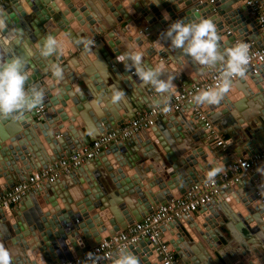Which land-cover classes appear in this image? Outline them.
<instances>
[{"label":"water","instance_id":"1","mask_svg":"<svg viewBox=\"0 0 264 264\" xmlns=\"http://www.w3.org/2000/svg\"><path fill=\"white\" fill-rule=\"evenodd\" d=\"M259 2L264 9V0ZM0 9L11 14L9 27L21 29L36 51L30 60L28 86L46 90L42 113H36V108L23 120H0V197L24 181L29 170L52 169L58 159L116 131L136 112L154 107L159 94L150 86L142 87L134 69L126 71L116 60L129 45L144 52L146 65L165 64L167 72L161 79L175 76L171 100L180 85L188 87L211 71L201 70L170 46L163 33L172 23L212 18L222 50L235 41L256 47L264 43V38L258 39L256 14L244 0H0ZM49 34L64 41L62 53L51 58L65 69L59 83L52 80L46 70L49 61L38 52L37 46ZM77 38L94 40L91 51L76 46ZM14 52L19 55L22 48L16 46ZM114 88L127 94L116 105L109 102ZM231 90L239 96L229 97ZM231 90L219 105L191 102L182 112L157 118L142 141L136 135L107 145L92 159V166L84 164L68 175V187L58 178L28 191L16 208L0 209V243L10 250L13 264H63L203 182L211 168L226 166L231 154L246 159L260 152L264 148V64L254 75L248 70L245 78H235ZM250 101L255 102L253 108L245 105ZM193 107L205 113L206 121L218 131L225 129L229 152L214 153L209 131L191 112ZM143 159L150 161L148 169L142 168ZM153 167L157 177L145 187L140 182L153 173H148ZM255 178L264 186V177L251 179ZM160 229L177 264H256L252 254L264 264V203L251 181L221 190L217 202ZM127 248L138 255L140 264H161V256L146 241Z\"/></svg>","mask_w":264,"mask_h":264},{"label":"clouds","instance_id":"2","mask_svg":"<svg viewBox=\"0 0 264 264\" xmlns=\"http://www.w3.org/2000/svg\"><path fill=\"white\" fill-rule=\"evenodd\" d=\"M10 23L11 14L0 9V120L20 121L24 119L26 113L43 104L46 90L38 85L28 86L30 60L36 55V51L25 39L24 32L16 27H9ZM163 37L170 41L173 49L181 50L182 58L190 57L201 70L211 69L220 72L214 87L201 90L192 96L191 100L196 105H219L233 88L234 78L242 79L246 76L250 62L249 45L240 42L222 50L221 36L216 23L210 17L191 22L177 20L163 33ZM73 43L76 46L82 45L85 51H91L94 40L77 38ZM16 46L22 48L19 55L14 52ZM37 47L39 56L49 61L46 70L51 73L52 80L57 83L63 81L65 69L51 58L62 53L64 41L49 34ZM116 60L124 65L126 71L134 69V74L142 87L150 86L159 94V99L154 103L156 108L164 113L171 111L170 98L176 89L173 83L175 76L168 75L167 79H161L167 72L164 63L156 67L146 65L144 52L136 50L131 45L123 54L118 55ZM77 91H80L78 87ZM126 95L123 90L114 88L109 102L113 105L119 104L125 101ZM224 171L223 165L211 168L207 172V181L214 183L215 177ZM257 172L264 175V168H257ZM85 258L93 264H98L102 259L92 252L87 253ZM108 259L111 260V264H140L139 257L126 246H121L119 251ZM0 264H13L12 254L3 243H0Z\"/></svg>","mask_w":264,"mask_h":264},{"label":"built area","instance_id":"3","mask_svg":"<svg viewBox=\"0 0 264 264\" xmlns=\"http://www.w3.org/2000/svg\"><path fill=\"white\" fill-rule=\"evenodd\" d=\"M244 1L255 12L258 30L264 35V9L262 4L259 0ZM238 43L240 41H235L234 46ZM247 44L249 45L250 54L248 70L254 75L259 71V67L264 64V43L261 47H256L251 42ZM219 76V70H211L196 83H191L186 88L181 87L178 94L170 100V112L164 113L155 106L141 112H136L131 120L124 122L116 131L100 135L87 146L55 161L52 169L38 170L30 173L24 181L16 183L12 189L0 197V209L16 205L28 191L38 188L43 183H52L58 178L70 174L73 170L96 157L100 150L107 145L126 140L140 130L152 128L156 119L160 116L178 112L181 109V105L192 102L191 98L193 95L201 90L214 87L217 84ZM191 112L204 121V126L209 131L208 136L212 139L211 144L227 153L225 141L217 136L218 132L216 128L206 121L205 113H200L196 107H193ZM36 113H42L41 106L37 107ZM229 157V163L225 166V171L215 177L214 183L205 179L201 183L192 185L184 194L170 199L164 205L155 206L151 214L145 216L140 221L126 226L124 230L115 233L113 236L101 239L84 253L73 257L63 264H93L92 261L85 258L89 252L102 258L98 262V264H102L109 261L108 257L114 256L121 246L128 247L139 241H146L154 247V251L161 256V264H175V253L163 241L164 238L161 237L160 228L179 218H185L196 213L200 207L218 199L221 190L248 179L259 164H264V148L246 159ZM263 189L264 186L261 180L255 178L254 191L261 203H264Z\"/></svg>","mask_w":264,"mask_h":264},{"label":"crops","instance_id":"4","mask_svg":"<svg viewBox=\"0 0 264 264\" xmlns=\"http://www.w3.org/2000/svg\"><path fill=\"white\" fill-rule=\"evenodd\" d=\"M110 17V16H109ZM94 26H95V24H94ZM259 31V30H258ZM260 32V31H259ZM262 38H264V35L261 33V34H259L258 35V39H262ZM257 41V40H256ZM263 43V42H262ZM77 69H75L74 67H72V71H73V73H76L77 71H76ZM208 72H210V71H208ZM97 74H99L98 72H94V75H97ZM203 76H201L200 78H202ZM91 78V77H90ZM200 78H197V81L200 79ZM91 80V79H90ZM189 85V84H188ZM181 87H183L182 85H180V88ZM183 88H186V86L185 87H183ZM231 92H233L234 94H236V95H238L239 93L238 92H236L235 90H231ZM109 96H111V93H109ZM97 98H98V96H96ZM254 101V100H253ZM249 102V105L248 104H245L246 105V107L247 106H250V108H253L254 106H255V102ZM102 105L105 107V102L104 103H102ZM185 107H187V105L186 104H183V105H181V109L179 110V112H182V109L183 108H185ZM184 110H187V113H185V114H189L190 113V111H188V109H184ZM245 110H247V108L245 109ZM66 112V109L64 108L63 109V112ZM231 111H233V112H235L236 110L235 109H231ZM64 112V113H65ZM235 114H236V112H235ZM237 115V114H236ZM238 116H239V114H238ZM161 117V116H160ZM162 118V117H161ZM157 120L155 121V123H154V126L157 124ZM153 126V127H154ZM215 128H217V127H215ZM228 128V127H227ZM217 130V129H216ZM222 131H225V129H223V128H221L219 131L217 130V132H218V134H217V136L218 137H220L222 140H224L225 142H226V140L228 139V135L227 134H223L222 133ZM136 135H138V137H139V139L142 141V138H144V137H147V135H146V133H145V130L143 129V130H140V131H138L134 136H132V137H130L131 139H133V138H135V136ZM152 142V141H151ZM152 143H156V140H153V142ZM42 144V143H41ZM226 144V143H225ZM215 149H214V153L215 154H220L221 152L224 154L225 152L224 151H222L220 148H218V147H215L214 146V144H211ZM152 147H153V150L155 151V147H156V145H154V144H152ZM157 148L159 149V146L157 145ZM43 149H44V154H45V150L47 149V148H45V146L43 145ZM132 149H134L133 151H135V150H137V148H136V146H134ZM229 146H227V151L229 152ZM142 150V149H141ZM152 150V151H153ZM175 150V149H174ZM137 152V151H136ZM45 156V155H44ZM231 157H233V154H231ZM45 160H47V157L45 156ZM143 166H142V168H144V169H148V166L149 165H151V163H150V161L147 159V160H145L144 161V159H143ZM85 165L86 164H88V165H86V167H90V166H92V164H93V161H92V159L91 160H89V161H87L86 163H84ZM83 164V165H84ZM82 165V166H83ZM82 166H80V167H82ZM79 167V168H80ZM257 168H261V164H259L254 170H253V173H251V175L249 176V178L248 179H245V180H242V182H245V181H251L252 183H253V186H254V180H252L251 178H253V177H257V176H261L262 178L264 177V175H261L260 173H258L257 172ZM78 169V168H77ZM155 167H153L150 171H148V173H150L151 171H153V173L151 174H149V175H145V183H147L148 185H149V181H151L152 180V177H154L155 175H156V177H157V174L155 173ZM74 171V170H73ZM29 173H28V175H30V173H32V172H34V170H29L28 171ZM27 174H25V177H27L28 176ZM69 175V174H68ZM68 175H64V176H62V177H60L59 178V180H62L61 182H63V184H66V186L68 187V185H67V183H69L70 182V178H68ZM147 180V181H146ZM60 182V183H61ZM142 182V181H141ZM140 182V183H141ZM145 187H146V185H145ZM166 188L168 189V187L166 186ZM69 189V188H68ZM31 191V190H30ZM148 191V190H147ZM169 193L171 194V195H173L172 193H174V190H170L169 191ZM24 196H26V195H24ZM23 198H25V197H23ZM22 198V199H23ZM113 198H118V200L120 199L119 197H114L113 196ZM134 198H135V196H134ZM22 199L20 200V202L22 201ZM219 199V198H218ZM218 199H216L215 201L217 202L218 201ZM119 201H121V200H119ZM134 202L135 203H137L138 201H137V199H135L134 200ZM133 204V205H137V204ZM18 204V203H17ZM17 204L16 205H12V206H10L11 208H16V206H17ZM124 206V209H126V207H125V205H123ZM29 207L31 208L32 207V205L30 204L29 205ZM116 208H117V206H116ZM127 210V209H126ZM198 213V211L196 212V213H194V214H197ZM13 248H15V247H13ZM254 254H252L250 257L251 258H253V261H255L256 262V264H259V259H257L256 258V256H253ZM136 256H138V255H136ZM249 257V258H250ZM175 264H177V258L175 257Z\"/></svg>","mask_w":264,"mask_h":264},{"label":"bare ground","instance_id":"5","mask_svg":"<svg viewBox=\"0 0 264 264\" xmlns=\"http://www.w3.org/2000/svg\"><path fill=\"white\" fill-rule=\"evenodd\" d=\"M200 77H201V76H200ZM200 77H199V78H200ZM203 77H204V76H203ZM233 95L235 96V98L239 96V95L236 96L233 92L230 91V95H229V97H230V96L232 97ZM234 96H233V97H234ZM214 127H217V126H214ZM235 158H236V157H235ZM141 183H142V185H144V186L146 185V187H149V185H148L147 183H145L144 180H142Z\"/></svg>","mask_w":264,"mask_h":264},{"label":"trees","instance_id":"6","mask_svg":"<svg viewBox=\"0 0 264 264\" xmlns=\"http://www.w3.org/2000/svg\"><path fill=\"white\" fill-rule=\"evenodd\" d=\"M175 258V257H174Z\"/></svg>","mask_w":264,"mask_h":264}]
</instances>
